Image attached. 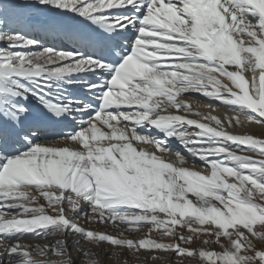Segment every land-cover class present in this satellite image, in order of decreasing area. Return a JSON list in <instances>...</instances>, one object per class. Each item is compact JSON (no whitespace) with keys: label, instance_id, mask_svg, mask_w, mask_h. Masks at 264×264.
I'll return each mask as SVG.
<instances>
[{"label":"snow or ice","instance_id":"1","mask_svg":"<svg viewBox=\"0 0 264 264\" xmlns=\"http://www.w3.org/2000/svg\"><path fill=\"white\" fill-rule=\"evenodd\" d=\"M252 124L264 0H0V264H264Z\"/></svg>","mask_w":264,"mask_h":264},{"label":"bare ground","instance_id":"2","mask_svg":"<svg viewBox=\"0 0 264 264\" xmlns=\"http://www.w3.org/2000/svg\"><path fill=\"white\" fill-rule=\"evenodd\" d=\"M194 97L196 96V94H192ZM198 99L200 100L201 103H205L206 101L203 100L202 97H198ZM203 111H208L207 109H202ZM225 113V109L223 107L218 108V110L214 113L215 115L218 116H223V114ZM228 115H232V113H228ZM233 131L237 132V133H244V132H248L249 134H255V135H264V128H261L257 125H245L243 128H236L233 129ZM174 148H178V145H174ZM184 155H187L186 153H182ZM197 164H199V161H197ZM85 227H96V228H101L102 230H105L107 232L113 233L115 234V230L112 229L110 226L105 228L103 225H89L86 224ZM125 235H129L131 237V234L129 233H125ZM134 238V237H131ZM37 242H42V241H37Z\"/></svg>","mask_w":264,"mask_h":264}]
</instances>
